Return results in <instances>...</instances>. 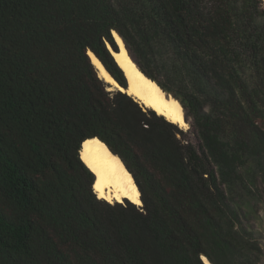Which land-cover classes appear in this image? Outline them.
<instances>
[{
  "label": "trees",
  "instance_id": "16d2710c",
  "mask_svg": "<svg viewBox=\"0 0 264 264\" xmlns=\"http://www.w3.org/2000/svg\"><path fill=\"white\" fill-rule=\"evenodd\" d=\"M113 30L195 140L107 89L87 51L127 88ZM159 44L177 66L167 81ZM90 137L131 173L140 206L96 196L79 156ZM258 180L263 0H0V264H262L233 202Z\"/></svg>",
  "mask_w": 264,
  "mask_h": 264
},
{
  "label": "bare ground",
  "instance_id": "6f19581e",
  "mask_svg": "<svg viewBox=\"0 0 264 264\" xmlns=\"http://www.w3.org/2000/svg\"><path fill=\"white\" fill-rule=\"evenodd\" d=\"M113 36L118 46V51H112V55L116 64L127 78V88H123L114 80L93 52L87 51L90 62L96 69L98 76L108 84L107 89L117 88L125 91L132 95L140 104L152 108L156 113L163 115L167 120L177 124L180 128L187 127L188 124L184 119L183 109L179 102L171 96L166 95L153 80L146 77L133 63L122 39L115 31H113ZM89 53H91V56ZM86 140L94 142L85 147L84 142ZM80 156L83 163L94 175L93 190L98 198L110 203L113 201L114 203L115 201L122 202L124 199H127L135 205L142 204L140 192L133 176L126 169L120 158L113 154L99 138L91 137L85 139L82 143ZM93 168L97 169V172L102 171L106 175L115 173L119 177L118 180L111 179L102 183L103 196H101L100 191L95 187L99 177L97 172L93 171ZM202 258L206 264H210L204 256Z\"/></svg>",
  "mask_w": 264,
  "mask_h": 264
},
{
  "label": "rangeland",
  "instance_id": "374dc122",
  "mask_svg": "<svg viewBox=\"0 0 264 264\" xmlns=\"http://www.w3.org/2000/svg\"><path fill=\"white\" fill-rule=\"evenodd\" d=\"M158 46L160 53L159 59H161V62L164 65V70H163L164 77H162V80L167 81L165 75L167 73L176 72L177 66L176 63H174L172 54L166 48H164V46L160 44ZM182 79L185 82H187V84H189L191 81L190 76L186 73H183ZM177 84H179V82H177ZM199 100L201 101V108L203 112L206 113L210 112L211 106L209 104V100L202 96L200 97ZM185 118H186V114H185ZM186 121L188 126L183 128V130H187L186 133L187 138L191 140H195L196 134L192 132L194 129L193 127L194 125L192 124L193 122L192 117L188 115ZM235 190H236V192H234L235 199L233 200L234 206L238 209L245 225L254 232L264 253V183L258 180L255 186L247 185L246 187L240 185L237 186ZM262 264H264V255H263Z\"/></svg>",
  "mask_w": 264,
  "mask_h": 264
},
{
  "label": "snow or ice",
  "instance_id": "6c2138e0",
  "mask_svg": "<svg viewBox=\"0 0 264 264\" xmlns=\"http://www.w3.org/2000/svg\"><path fill=\"white\" fill-rule=\"evenodd\" d=\"M89 55L91 56V53H89ZM94 141H90V140H86L84 142V146L87 147L89 144H92ZM93 171L94 172H97V169L93 168ZM97 175H98V179L96 181V185L95 187L97 188L98 191H100V194L101 196H103V191H102V188H101V185L103 182H105L106 180H111V179H119L118 176L115 175V173L111 174V175H106L104 172H97ZM127 195V193H125ZM117 199H119V197H117ZM139 202V201H137Z\"/></svg>",
  "mask_w": 264,
  "mask_h": 264
},
{
  "label": "water",
  "instance_id": "95a60500",
  "mask_svg": "<svg viewBox=\"0 0 264 264\" xmlns=\"http://www.w3.org/2000/svg\"><path fill=\"white\" fill-rule=\"evenodd\" d=\"M114 31V30H113ZM113 31H112V35H113ZM116 32V31H115ZM114 37V36H113ZM108 48L110 49V51H111V53H112V51H115V50H113L111 47H110V45L108 44ZM115 52H117V51H115ZM134 60V59H133ZM134 62L136 63V61L134 60ZM137 64V63H136ZM138 66V65H137ZM125 75V74H124ZM127 79V78H126ZM121 86V85H120ZM127 87H128V81H127ZM124 88V87H123ZM91 138V137H90ZM87 139V138H86ZM85 140V139H84ZM83 140V141H84ZM83 141L81 142V144H80V148H79V156H80V152H81V148H82V143H83ZM114 154V153H113ZM80 158H81V156H80ZM94 181H95V178H94ZM94 181H93V184H94ZM93 184H92V187H93ZM208 261V260H207ZM209 262V261H208ZM210 263V262H209Z\"/></svg>",
  "mask_w": 264,
  "mask_h": 264
}]
</instances>
